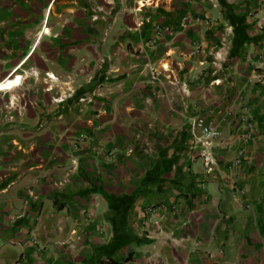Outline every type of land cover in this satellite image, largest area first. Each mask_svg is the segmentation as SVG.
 Returning a JSON list of instances; mask_svg holds the SVG:
<instances>
[{
  "label": "crops",
  "instance_id": "obj_1",
  "mask_svg": "<svg viewBox=\"0 0 264 264\" xmlns=\"http://www.w3.org/2000/svg\"><path fill=\"white\" fill-rule=\"evenodd\" d=\"M0 83V264H264V0H0Z\"/></svg>",
  "mask_w": 264,
  "mask_h": 264
},
{
  "label": "built area",
  "instance_id": "obj_2",
  "mask_svg": "<svg viewBox=\"0 0 264 264\" xmlns=\"http://www.w3.org/2000/svg\"><path fill=\"white\" fill-rule=\"evenodd\" d=\"M161 27H158V32H160ZM165 29V28H164ZM166 30H169L166 28ZM158 75L154 73L153 79H157ZM84 100V99H82ZM192 128L195 131H199L195 138L196 146L201 147L200 150V158L203 160L205 167L208 172H212L217 165V158L213 152V147L217 143V141L221 138V131L215 127L213 124L207 121L204 117H193L191 121ZM87 139H92L88 137H81L77 143H75L74 149L75 152H78L80 146L79 142H83ZM77 155L73 154V162L77 165ZM158 209L156 207H149L146 211L148 214H154ZM38 252H42V249H38Z\"/></svg>",
  "mask_w": 264,
  "mask_h": 264
},
{
  "label": "bare ground",
  "instance_id": "obj_3",
  "mask_svg": "<svg viewBox=\"0 0 264 264\" xmlns=\"http://www.w3.org/2000/svg\"><path fill=\"white\" fill-rule=\"evenodd\" d=\"M21 81V76H19L17 79H16V82H20ZM8 85L7 84H4V83H0V88L1 89H4V88H7Z\"/></svg>",
  "mask_w": 264,
  "mask_h": 264
}]
</instances>
